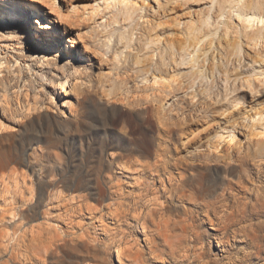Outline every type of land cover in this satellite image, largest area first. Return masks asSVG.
I'll return each mask as SVG.
<instances>
[{"label":"rangeland","instance_id":"obj_1","mask_svg":"<svg viewBox=\"0 0 264 264\" xmlns=\"http://www.w3.org/2000/svg\"><path fill=\"white\" fill-rule=\"evenodd\" d=\"M56 2L74 20L57 19L55 40L27 9L0 25V62L12 67L0 73V100L11 105L0 130V264H264V147L239 136L211 153L222 127L264 100L231 102L241 86L217 74L251 71L246 48L222 51L192 88L170 44L154 53L156 4L138 27L99 25L88 0ZM153 76L178 84L179 97L157 102ZM126 245L133 257L122 263Z\"/></svg>","mask_w":264,"mask_h":264},{"label":"bare ground","instance_id":"obj_2","mask_svg":"<svg viewBox=\"0 0 264 264\" xmlns=\"http://www.w3.org/2000/svg\"><path fill=\"white\" fill-rule=\"evenodd\" d=\"M88 1L91 10L87 14L90 19H94L99 25L116 21L122 23V25L129 23L138 27L147 26L150 22L147 18L148 11L155 8L153 3L156 4L157 11L162 12V21L157 30L161 34V39L155 41L159 46L154 53L157 51V53H161L162 46L164 50H167V45L170 44L172 54L181 61L180 63L178 60L175 61V72H181L183 76L187 75L188 80H192L194 84L192 88H195L197 82L201 79L205 81V78H207L205 75L208 76L207 73L205 74L207 67L216 60L215 58H218L222 51L229 57H235L243 55L244 48H246L247 54L253 58L247 59L246 62H253L256 65L251 71L232 76L229 70L222 71L218 68L217 74L224 77L223 79L227 82V85L235 78L239 82V86L236 83L234 87L239 88L241 86V93H238L239 91H236V89L234 91V101H231L232 96L228 97L227 100L235 102L243 96L244 101H246L247 94L255 100L261 99L264 93V0ZM23 9L29 10L30 17L38 16L41 19L36 21L40 25L38 29L42 34L49 35L48 37L51 40H55V35L60 33L58 31L59 26H56L57 19L60 23H63L64 20L72 23L74 20L70 11L63 12L62 7L58 6L56 0H0V25L6 23L9 19H12L13 23L21 21ZM120 17L122 18L120 19ZM144 34V32H139L137 37H142ZM78 38L81 39V36L78 35ZM68 42L71 43L70 49L76 46L74 44L75 40L68 39ZM244 44L246 45L244 46ZM212 52L214 56L211 59ZM220 57V60H222V56ZM44 59V62H47L46 57ZM257 64H260V67H257ZM20 66L19 62L16 61V67ZM7 68L12 69L10 61L0 62L1 74ZM156 69L158 68L156 67ZM77 74H79V71H77ZM160 79L153 76L154 81L151 85L154 94L157 96V102L165 104V102L169 103L170 100L179 97L178 92L181 89L175 87L178 84L168 83L167 80L160 81ZM67 83H69L67 77L59 80L53 85V90L58 95H63L68 92ZM59 99L55 101L57 104H60ZM193 100L197 102L196 97H193ZM260 103L259 112L248 114L232 126L222 127L224 133L216 137L213 149H211L212 152H210L215 155L219 152L221 145L228 144L231 146L235 144L236 146L241 144L239 136L247 137L250 141H257L260 148L264 147V100ZM9 107L11 105H8L6 101L0 100V130L8 128L5 116L10 112ZM258 163L260 167L264 168V159L259 160ZM145 196L149 199V202H157V199L152 197L150 193H146ZM138 199H143V194L139 195ZM53 201L57 200L52 197L51 202ZM54 209H61V203L58 202ZM9 216H11L10 220L14 222V214L11 213ZM8 232L10 231L6 233L8 234ZM3 240L6 239L3 238ZM132 246L126 245V247L118 249L117 256L122 263H124V257H133Z\"/></svg>","mask_w":264,"mask_h":264}]
</instances>
